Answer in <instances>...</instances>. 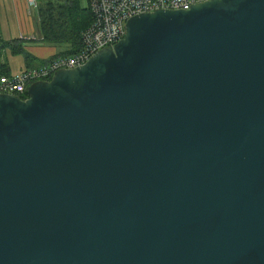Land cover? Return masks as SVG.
I'll list each match as a JSON object with an SVG mask.
<instances>
[{"label": "water", "instance_id": "water-1", "mask_svg": "<svg viewBox=\"0 0 264 264\" xmlns=\"http://www.w3.org/2000/svg\"><path fill=\"white\" fill-rule=\"evenodd\" d=\"M0 264H264V0L134 14L0 92Z\"/></svg>", "mask_w": 264, "mask_h": 264}, {"label": "built area", "instance_id": "built-area-1", "mask_svg": "<svg viewBox=\"0 0 264 264\" xmlns=\"http://www.w3.org/2000/svg\"><path fill=\"white\" fill-rule=\"evenodd\" d=\"M203 0H88L93 14L90 24L82 31V46L71 54H57L44 63L30 65L18 72H0V92L27 94L29 85L38 79H49L59 68L74 67L86 62L105 46H113L126 33L127 19L137 13L158 8L188 9ZM38 8L40 0H28Z\"/></svg>", "mask_w": 264, "mask_h": 264}, {"label": "crops", "instance_id": "crops-1", "mask_svg": "<svg viewBox=\"0 0 264 264\" xmlns=\"http://www.w3.org/2000/svg\"><path fill=\"white\" fill-rule=\"evenodd\" d=\"M37 8L30 7L28 0H0V40L10 42L16 48L22 47L17 53H22L24 64L20 68L44 63L50 57L59 54L67 48V44H49L43 39ZM1 44V43H0ZM0 49V69L8 68L10 63L5 47L12 49L11 45ZM13 51V50H12ZM14 52V51H13ZM26 55H31L26 61Z\"/></svg>", "mask_w": 264, "mask_h": 264}, {"label": "trees", "instance_id": "trees-1", "mask_svg": "<svg viewBox=\"0 0 264 264\" xmlns=\"http://www.w3.org/2000/svg\"><path fill=\"white\" fill-rule=\"evenodd\" d=\"M37 15L40 20L42 39L49 44H67V48L59 54H71L82 46V31L91 23L93 14L88 0H40ZM4 46L11 45L14 52H20L22 47L0 40ZM31 55H26L30 61ZM0 72H9L8 68ZM25 98L27 94H21Z\"/></svg>", "mask_w": 264, "mask_h": 264}, {"label": "rangeland", "instance_id": "rangeland-1", "mask_svg": "<svg viewBox=\"0 0 264 264\" xmlns=\"http://www.w3.org/2000/svg\"><path fill=\"white\" fill-rule=\"evenodd\" d=\"M3 53H7L11 69L10 72L15 73L22 69L20 68L24 64V57L22 53L13 52L9 47H5V49H3Z\"/></svg>", "mask_w": 264, "mask_h": 264}]
</instances>
